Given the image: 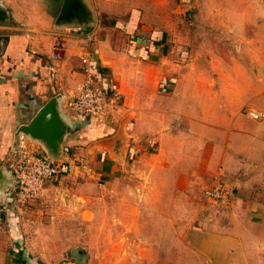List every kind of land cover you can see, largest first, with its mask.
<instances>
[{"label": "crops", "instance_id": "crops-1", "mask_svg": "<svg viewBox=\"0 0 264 264\" xmlns=\"http://www.w3.org/2000/svg\"><path fill=\"white\" fill-rule=\"evenodd\" d=\"M57 3L51 0L49 6L33 0L27 4L21 31L12 33L4 44L1 41L0 202L14 189L4 161L21 133L20 126L56 96L59 117L74 126L64 135L62 150L68 147L67 154L83 155L88 161L83 171L68 159L66 172L93 174L109 182L113 197L124 204L118 213L134 223L128 234L136 228L137 234L145 235L143 243L138 242L135 264H264V78L251 72L245 79L240 67L235 82L239 91L230 106L220 97L211 103L204 99L206 85L199 79L196 93L191 89L181 104L174 100L176 109H186L170 111L173 123H185L182 129L174 126L176 130L161 132L162 112L156 120L157 110L146 109L148 96L159 84L151 83L147 68L162 73L159 36L137 37L130 47L140 56L133 58L121 49V37L115 33L119 30L110 24L81 31L70 24H56ZM85 52L93 85L111 94L112 103L100 120L79 124L71 118L67 102L85 77L80 57ZM161 85L170 89L167 80ZM244 108L250 112H242ZM151 138L162 153L143 150ZM30 139L40 151L48 152L42 141ZM218 167L231 191L227 201H210L204 195V200L178 197L183 189L205 183ZM129 169L142 178L127 181ZM117 184H126L121 195L115 194ZM7 204L0 264H12L15 256L9 262L7 250H17L10 241V237L17 239L10 213L15 204ZM85 259L76 254L79 264Z\"/></svg>", "mask_w": 264, "mask_h": 264}, {"label": "rangeland", "instance_id": "rangeland-1", "mask_svg": "<svg viewBox=\"0 0 264 264\" xmlns=\"http://www.w3.org/2000/svg\"><path fill=\"white\" fill-rule=\"evenodd\" d=\"M32 1L0 0V46L12 33L21 31L26 5ZM43 1L51 6V0ZM76 1L77 7L83 9L60 22L74 26L76 31L110 24L119 30L114 29L121 37L118 40L121 49L133 58L140 56L138 50L130 47L137 37L161 39L162 73L157 75L155 68H147L151 83L159 84L146 104L149 113L157 110L156 120L162 112L161 132L176 130V126L182 129L185 123H173L170 111L186 109L185 106L176 109L174 100L181 104L191 89L195 88L196 93L199 79L206 85L204 99L211 103L215 96L220 97V101L230 106L239 91L235 82L240 67L245 79H249L251 72L264 78V0ZM62 3L63 0H58L55 6L56 20ZM163 80H167L170 89H163ZM242 112L250 110L244 108ZM151 139L143 150L148 154L162 153L154 138ZM136 157L134 154V161L139 162ZM220 168L205 183L183 189L178 197L204 200V190L215 182ZM134 173L129 169L124 178L127 181L142 178ZM143 175L148 178L145 172ZM99 177L78 171L63 172L45 182L34 199L10 208L17 238L13 241L10 237V241L17 250L4 246L9 262L15 256L12 264H79L80 260L75 261L77 254L86 257L81 264H135L138 242L143 243L141 237L145 235L137 234L136 228L134 234H128L133 221L121 217L118 208L121 210L124 204L113 197L109 182ZM125 185L117 184L115 194L121 195Z\"/></svg>", "mask_w": 264, "mask_h": 264}, {"label": "built area", "instance_id": "built-area-1", "mask_svg": "<svg viewBox=\"0 0 264 264\" xmlns=\"http://www.w3.org/2000/svg\"><path fill=\"white\" fill-rule=\"evenodd\" d=\"M80 57L85 77L77 86L75 94L69 97L67 105L71 118L76 123L83 124L89 119L100 120L106 115L112 103V95L93 85L89 54L85 52ZM253 116L257 114L253 113ZM66 149L65 147L61 151L58 158H53L48 153L40 151V147L23 133L17 135L4 161L14 178V189L4 203L0 202V232L4 224L7 203L14 202L17 208L20 202L34 199L45 182L56 179L61 173L66 172L68 159H73L80 170L85 171L88 168V161L83 155L67 154ZM230 193V188L220 171L215 176V182L204 190V196L210 201H227Z\"/></svg>", "mask_w": 264, "mask_h": 264}, {"label": "water", "instance_id": "water-1", "mask_svg": "<svg viewBox=\"0 0 264 264\" xmlns=\"http://www.w3.org/2000/svg\"><path fill=\"white\" fill-rule=\"evenodd\" d=\"M83 8L77 7L76 0H63L62 7L56 22L65 21L71 13L80 12ZM56 96L36 112L27 124L20 126L19 131L34 140H40L48 148V153L53 158H58L63 149L62 141L66 133L73 130L74 126L63 121L56 109Z\"/></svg>", "mask_w": 264, "mask_h": 264}, {"label": "trees", "instance_id": "trees-1", "mask_svg": "<svg viewBox=\"0 0 264 264\" xmlns=\"http://www.w3.org/2000/svg\"><path fill=\"white\" fill-rule=\"evenodd\" d=\"M66 150H67V152H70L68 147H67V149H66Z\"/></svg>", "mask_w": 264, "mask_h": 264}]
</instances>
